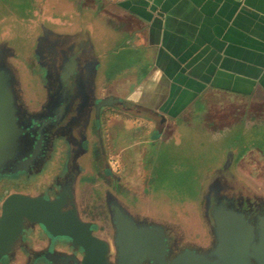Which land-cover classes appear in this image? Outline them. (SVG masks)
<instances>
[{"label": "crops", "instance_id": "0c3cea01", "mask_svg": "<svg viewBox=\"0 0 264 264\" xmlns=\"http://www.w3.org/2000/svg\"><path fill=\"white\" fill-rule=\"evenodd\" d=\"M0 12L80 34L94 99L139 109L160 141L211 140L232 169L263 155L264 0H0Z\"/></svg>", "mask_w": 264, "mask_h": 264}, {"label": "rangeland", "instance_id": "374dc122", "mask_svg": "<svg viewBox=\"0 0 264 264\" xmlns=\"http://www.w3.org/2000/svg\"><path fill=\"white\" fill-rule=\"evenodd\" d=\"M2 16L8 17L9 13L0 12V24ZM46 30H49L47 34L53 41L65 36V30H50L46 26L32 27L28 20L13 24L8 19L0 25V70L10 73L11 89L17 100L20 99V106L23 105L29 111L41 107L48 94L47 88L50 87L49 72L41 64L46 53ZM78 36L81 38L80 34ZM88 82L91 94L86 93V99L96 102L95 77ZM91 114V118L84 119L81 130L83 151L79 168L82 176L76 195L81 215L86 221L94 223L97 232L104 238H110L112 234L108 208L115 204L125 212L137 211L171 229L178 239L180 249L189 246L207 247L212 239L204 201L208 199L209 189L214 188L211 194L214 193L217 199L234 207L237 200L234 195H253L264 200V140L257 141L260 142L263 155L233 157L235 163L240 159L245 163L240 169H232L227 167L232 156L226 157L213 149L211 140L188 136L183 140L162 138L159 141L157 135L152 133L155 130L149 136L148 133L140 132L135 142L134 139L128 142V145L137 143L138 146L133 145L134 148L126 151V169L123 170L120 168L121 162H116L113 153L108 157L103 153L101 155L100 150L99 156L96 153L89 133L92 126L98 123L94 119L95 113ZM105 116L108 120L114 116L122 120L124 114L109 111ZM247 143L251 142L244 141L242 145L247 146ZM61 157L57 154L46 170L44 166L42 173L31 177L23 175L18 182L11 178H0V213L2 202L11 193L36 196L44 194L48 187L53 186L60 173L57 174V164ZM40 234L42 232L38 225L34 230L27 231L25 238L17 244L12 259L3 264H26L29 250L37 251L46 246L47 242Z\"/></svg>", "mask_w": 264, "mask_h": 264}, {"label": "flooded vegetation", "instance_id": "af4514ba", "mask_svg": "<svg viewBox=\"0 0 264 264\" xmlns=\"http://www.w3.org/2000/svg\"><path fill=\"white\" fill-rule=\"evenodd\" d=\"M45 33L46 53L43 58L42 66L48 70V77H50V87L46 99L42 102L41 107L36 111L27 112L23 105L20 111V121L22 127L30 135L29 143L24 147V154L21 158L17 159L14 168L20 166V163L27 161L34 157L33 161L25 168V171L18 172L16 175L24 173L26 176L31 177L34 174L42 173L47 169L46 167L55 159L57 154L62 157L59 159L58 176L55 184L47 188L44 194H40L47 199H55L62 192L68 193V204L66 209L70 210L76 206L78 214L82 220L86 221L81 215L80 209L77 204L76 190L81 178V151L82 150V137L81 130L83 129L84 119L94 115L95 122L89 133L92 136V145L104 156L108 157L110 153L114 154L116 162H121L120 168L125 170L127 150L134 148L133 145H128V142H135V139L140 136V132L151 133L156 126H151L149 120L140 116V110L130 107L126 104L118 103L121 105L120 109L116 106L105 107L101 109L100 115L97 114V102L88 101L86 93L91 94L89 80L95 77V62L93 54L89 51L88 43H81V38L62 36L60 40L53 41L52 37ZM48 44V47H47ZM43 53V52H41ZM42 61V59H40ZM45 60L51 61L47 63ZM16 97V96H15ZM20 105V102H19ZM121 112L124 114L122 120H117L114 116L107 119L105 116L107 112ZM135 114V115H131ZM93 123V122H92ZM91 124V122H90ZM92 125V124H91ZM104 132V138L102 137ZM155 133L160 141L162 136L161 125L158 124ZM80 137V138H79ZM126 138V140L124 139ZM147 139H150L147 137ZM125 141V142H123ZM127 142V143H126ZM106 149L105 150V146ZM120 145V148H118ZM127 154V155H126ZM102 155V154H101ZM62 159V160H61ZM108 160V159H107ZM109 166L108 161L106 162ZM119 166V163H117ZM62 167V168H61ZM21 179H17L16 182ZM217 182L216 180H214ZM214 182V183H215ZM212 185V184H211ZM210 185V187H211ZM241 186L242 184L239 183ZM213 187V186H212ZM211 188L208 191V199L205 201V212L208 216V223L211 230V242L207 247L200 248L189 246L180 249L178 246V239L171 229L165 228L163 238V245L166 247V258L169 259L174 255H179L186 250L199 251L206 255L207 258L213 259L216 257L214 249L216 247V239L211 223L212 209L219 207L222 204H229L223 200L217 199L216 195L211 194ZM240 191V190H239ZM231 193V192H230ZM241 193V192H240ZM237 196L236 208L246 211L252 216V223L257 222L259 216L264 215V200H259L253 195H234ZM233 196V197H234ZM247 196V197H246ZM117 206L111 204L108 208L111 224L112 234L110 238H104L99 232L94 223L86 221L91 224V230L95 235L102 238L109 244L108 259L110 264H132V262H125L122 259L123 249L118 246L119 236L116 230V218L123 217L127 221H132L138 228L147 226L153 229L155 226L161 225L160 223L150 220L149 217L142 216L137 211L130 212H117ZM42 234L41 238L45 240L46 246L37 251H28V261L26 264H78V261L83 259L84 252L81 248H76L72 241L63 236H52L42 226H39ZM35 227L28 231L34 230ZM25 238V237H24ZM23 238V239H24ZM138 264H155L149 259L147 255L138 258Z\"/></svg>", "mask_w": 264, "mask_h": 264}, {"label": "water", "instance_id": "95a60500", "mask_svg": "<svg viewBox=\"0 0 264 264\" xmlns=\"http://www.w3.org/2000/svg\"><path fill=\"white\" fill-rule=\"evenodd\" d=\"M11 87L10 73L0 70V178H11L15 182L25 175L16 174L25 171L34 157L21 162L18 169L14 168L17 159L24 154L30 135L22 127L21 101ZM95 101L98 115L101 109L120 102L114 97ZM68 201L67 192L55 199L20 192L8 195L0 213V264L12 259L17 244L37 225L54 237L69 238L76 248H81L84 256L78 264H110L109 244L93 233L91 224L81 219L75 205L66 209ZM232 206L222 204L212 209L210 217L216 239L213 259L195 250H186L167 259L163 245L166 226L138 228L132 221L118 217L116 230L118 246L124 247L122 259L138 264V258L147 255L155 264H264V215L253 224L250 214ZM117 212L124 210L117 208Z\"/></svg>", "mask_w": 264, "mask_h": 264}]
</instances>
